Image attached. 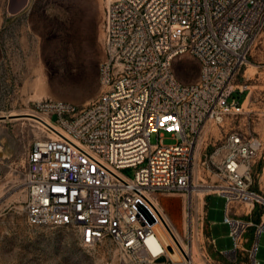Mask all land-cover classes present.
I'll return each mask as SVG.
<instances>
[{
    "label": "built area",
    "instance_id": "built-area-1",
    "mask_svg": "<svg viewBox=\"0 0 264 264\" xmlns=\"http://www.w3.org/2000/svg\"><path fill=\"white\" fill-rule=\"evenodd\" d=\"M263 30L264 0H106L100 94L83 107L32 104L29 114L41 136L25 158L26 223L71 229L84 248L109 240L122 264H197L191 245L194 236L203 237L204 225L209 234L205 200L216 195L225 200L223 223L234 241V249L221 255L235 258L252 230L254 243L246 252L257 264L264 233V141L227 133L204 155L200 174L205 182L216 181L204 186L212 192L201 207L194 205L191 188L205 124L242 113L243 100L228 99L248 88H228ZM183 55L199 66L194 83H180L173 72V61ZM43 119L50 123L38 122ZM163 133L175 143L164 145ZM170 195L185 202L186 249L156 206Z\"/></svg>",
    "mask_w": 264,
    "mask_h": 264
},
{
    "label": "rangeland",
    "instance_id": "rangeland-1",
    "mask_svg": "<svg viewBox=\"0 0 264 264\" xmlns=\"http://www.w3.org/2000/svg\"><path fill=\"white\" fill-rule=\"evenodd\" d=\"M105 4L106 0H0V116L15 117L0 121V264H122L118 249L109 240L95 248H84L73 230L31 227L24 213L25 158L34 140L41 136L38 124L25 116L30 115L32 104L40 100L83 107L100 94ZM172 69L180 83H194L198 78L199 66L189 55L176 58ZM232 86L248 88L243 95L232 93L228 99H243L242 113L205 126L207 132L194 154L193 186L198 189L216 181L214 177L203 180L201 164L204 155L227 133L239 132L264 141V30ZM162 142L175 143L168 133H163ZM151 143H156V135L151 137ZM258 180L253 177L254 187ZM263 181L264 178L261 184ZM161 201L160 210L183 240V197L170 195ZM205 201L210 230L208 236L204 225L203 237L198 240L195 236L200 256L197 263L253 264L246 252L253 246V231L244 236L243 250L235 258L222 256L234 249L229 226L223 223L225 200L211 195ZM193 202L195 206L202 205L200 196H195ZM259 210L255 207L250 219L254 223ZM239 216L247 220L244 212ZM193 225L195 232V216ZM195 258L196 261L198 257ZM255 259L257 264H264V233L258 239Z\"/></svg>",
    "mask_w": 264,
    "mask_h": 264
},
{
    "label": "bare ground",
    "instance_id": "bare-ground-1",
    "mask_svg": "<svg viewBox=\"0 0 264 264\" xmlns=\"http://www.w3.org/2000/svg\"><path fill=\"white\" fill-rule=\"evenodd\" d=\"M18 10V9H17ZM15 11V10H14ZM234 89V87L232 86V84H230L229 85V88H228V90L230 91V90H233ZM245 103V102H244ZM244 103H243V106H244ZM17 117H24V116H17ZM25 117H31V115H26ZM6 119L5 120H8L9 118H15V117H5ZM35 119H33V121H34ZM35 121H37V120H35ZM34 121V122H35ZM39 123H43V122H46V123H50L47 119H43L42 121H38ZM36 123V122H35ZM209 123H207V124H205V126L206 125H208ZM205 126L203 127V129L201 130V133H200V135H199V138H198V140H197V143H196V147H195V152H196V150L199 148V145H200V143H201V141H202V139H203V137L205 136V134H206V132H207V129H205ZM198 152V151H197ZM204 189H198V187H195V186H192V188H191V192H192V194H191V197H192V201H195V196H200V199H201V201H202V204H204V200H203V194L204 193H206V194H208V193H211L212 192V190L211 189H208L207 187H203ZM156 206H157V208L160 210V208H159V206H158V203H156ZM160 212L162 213V211L160 210ZM162 216H163V218H164V220L166 221V223L169 225V227L171 228V230H172V232H173V234L175 235V237L178 239V241L180 242V244L183 246V248H185L186 249V245L183 243V240H182V237H181V235H179L178 233H177V231H176V229H175V227H174V225H173V223L169 220V219H167L164 215H163V213H162ZM185 223V222H184ZM185 228H186V225H185ZM194 239H195V236H194ZM193 239V242H192V245H191V250H192V259H193V261L195 262V263H197V261L199 260V258H200V256H199V253H198V251H197V248H196V242H195V240ZM198 257V259L195 261V257ZM198 264V263H197Z\"/></svg>",
    "mask_w": 264,
    "mask_h": 264
},
{
    "label": "water",
    "instance_id": "water-1",
    "mask_svg": "<svg viewBox=\"0 0 264 264\" xmlns=\"http://www.w3.org/2000/svg\"><path fill=\"white\" fill-rule=\"evenodd\" d=\"M6 118L4 116H0V121H4Z\"/></svg>",
    "mask_w": 264,
    "mask_h": 264
},
{
    "label": "trees",
    "instance_id": "trees-1",
    "mask_svg": "<svg viewBox=\"0 0 264 264\" xmlns=\"http://www.w3.org/2000/svg\"><path fill=\"white\" fill-rule=\"evenodd\" d=\"M243 100V99H242Z\"/></svg>",
    "mask_w": 264,
    "mask_h": 264
}]
</instances>
